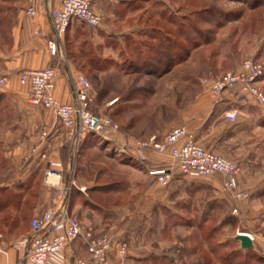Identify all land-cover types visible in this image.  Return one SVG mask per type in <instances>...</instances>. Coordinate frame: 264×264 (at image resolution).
<instances>
[{
	"label": "rangeland",
	"instance_id": "rangeland-1",
	"mask_svg": "<svg viewBox=\"0 0 264 264\" xmlns=\"http://www.w3.org/2000/svg\"><path fill=\"white\" fill-rule=\"evenodd\" d=\"M27 2L0 0V75L6 74L4 63L12 56L14 24L22 12L29 15ZM142 5L140 11L127 17L126 12L109 14L107 22L111 17L142 21L150 27L143 38L111 36L100 26L88 24L81 30L86 57L80 60L78 71L91 82V108L116 122L115 135L122 133L126 143L127 138L136 144L155 134L162 138L174 126L188 125L199 144L240 161L239 186L248 196L237 199L221 188L210 203V194L198 193L193 198L189 188L171 194L174 180H190L192 176L177 173L170 185L163 186L151 173L156 168L144 166L132 173L113 163L111 179L108 164H102L107 169L106 178L118 187L94 194L102 206L110 208V215L101 214L103 230L93 231L127 244L124 256L115 245L113 264H264V108L237 87L240 95L234 93L235 99L245 102L242 109L254 123L240 117L232 121L226 113L222 116L223 108L212 106L216 101L210 90L211 80L241 69L248 59L264 67V0H146ZM163 50L173 58L167 64ZM144 57L158 61L154 72L143 70ZM21 69L8 73L9 83L0 87V93L7 91L0 95V116L9 121L45 116L47 111L55 116L51 110L30 103L29 90L23 89L19 80L18 97L9 94L12 76ZM257 84L264 91V75ZM213 108L215 117L210 114ZM87 136L96 139L91 133ZM103 141L104 145H99L102 150L108 156L113 154L109 141ZM77 143L75 159L85 153L86 158L108 161L103 151L92 150L94 146L82 150ZM146 178L150 189L143 186ZM205 178L209 177L196 179L207 181ZM55 180L56 175L49 179ZM78 190L75 184L63 190L70 210L82 201ZM147 196L151 197L149 202ZM173 199H177L175 203ZM17 225L25 227L22 221ZM240 231L253 234L254 248H242L236 238Z\"/></svg>",
	"mask_w": 264,
	"mask_h": 264
},
{
	"label": "crops",
	"instance_id": "crops-1",
	"mask_svg": "<svg viewBox=\"0 0 264 264\" xmlns=\"http://www.w3.org/2000/svg\"><path fill=\"white\" fill-rule=\"evenodd\" d=\"M145 1L94 0L95 10L102 13L105 18L104 23L100 25L101 30L111 36L133 37L134 40L143 38L150 28L146 23L126 18L119 20L113 17L107 22V19L109 14L126 12L127 17L132 12L140 11ZM27 4H34L38 11L33 16L26 15L24 12L19 15L13 27L12 56L6 59L3 69L6 73H12L19 68L57 67L59 73L55 81V96L61 101L72 102L74 100L72 78L81 66L80 60L86 57L83 46L85 41H80L84 37L81 30L84 29L86 23L74 20L62 41L61 51L58 54H52L48 47V40L55 38L56 35L51 24L50 9L58 6L60 0H28ZM83 40L86 39L83 38ZM17 80L18 75L14 74L12 76L13 87L8 90L10 95L18 97L17 94L21 88H18L20 85L18 86ZM3 92L0 93L1 97L7 94V91ZM234 93L240 95L238 89H233L225 93L226 96H223L220 101L212 104L217 110L223 108L221 112L223 117L226 111L234 106H239L241 109L245 107V102L235 99ZM0 100L2 101V98ZM214 108L213 111L211 109L210 114L212 113L215 117L217 112ZM247 114L246 110L242 109L240 118L248 123H254ZM12 120L9 121L0 116V264H23L20 262L21 252L17 249L16 242L23 235L31 232V220L34 215L41 214L47 208L61 202L64 196V186L71 178H75V186L82 194V201L74 204L71 212L76 214L85 227L100 231L103 230L100 222L101 214L110 215L107 213L110 208L102 206V202L96 199L94 194L109 187H118L115 181L106 178L107 169L102 164H108L111 179V164L113 163L132 173L133 170H143L144 166L148 169L174 166L172 155L169 152L148 151L146 160L136 158L134 152L130 153L127 150L133 144L132 138H127L129 141L126 143L122 133H117L115 139L108 142L113 150V154L109 156L106 151L102 150L103 146H99L104 145L101 137L94 140L87 136L78 141V147L82 150L94 146L92 150L103 151L108 161H98L89 156L86 158L85 153L83 156L80 153L75 159L76 142L71 140L67 129L50 112L47 111L45 116H24ZM44 130L49 131L47 137L42 136ZM93 142L97 144L94 145ZM50 166L57 169V173L53 174L56 175L54 182L49 181L51 177L47 178V170ZM207 177H209L205 178L208 179L207 181L196 179L202 177L174 180L170 185L171 194L179 191L183 193L184 189L189 188L193 192V198L198 193L210 194L209 199L212 203L213 194L218 193L222 188L223 177L221 174ZM145 181L146 184L143 186L150 189V180L146 178ZM131 182L134 181L131 179ZM149 189L147 190L148 195H150ZM158 196H160L158 202L163 205L162 196L160 194ZM149 198L151 197L147 196L148 202L151 200ZM173 200L175 203L177 199ZM194 209L195 205H193ZM176 211L178 212V209ZM16 221H25V227L17 225ZM114 250L107 264H113ZM86 255L88 253L84 244L76 240L68 248L64 258L53 256L47 264H74L77 256Z\"/></svg>",
	"mask_w": 264,
	"mask_h": 264
},
{
	"label": "built area",
	"instance_id": "built-area-1",
	"mask_svg": "<svg viewBox=\"0 0 264 264\" xmlns=\"http://www.w3.org/2000/svg\"><path fill=\"white\" fill-rule=\"evenodd\" d=\"M93 2L94 0H60L58 6L50 9L51 24L56 35L55 38L48 40L52 54L61 51L62 41L74 20H80L92 27L102 24V16L95 10ZM37 11L38 8L34 4L28 5L29 15H35ZM58 73L57 67L53 66L22 68L18 73V80L29 90V102L51 110L74 142L88 133H94L109 142L115 139L118 124L110 117L94 111L90 106L91 82L87 75L80 71L73 75L74 100L64 102L58 99L54 92ZM263 75V65L248 59L241 69L228 71L221 77L211 80L210 90L218 102L226 91L239 87L244 94L253 97L256 103L264 108V91L257 84ZM9 81L10 74L0 75V87L6 86ZM241 114L239 106L226 111L227 119L232 121ZM48 134L49 131L44 130L42 136L47 137ZM127 150L130 153L134 152L136 158L140 160H146L148 151L169 152L174 166L151 171L163 186L170 185L177 173L192 177L221 174L224 190L229 191L237 199L248 196V193L239 186L241 163L199 144L188 125L174 126L162 138L155 134L141 139ZM55 173L56 167L50 166L47 178ZM70 184H75V180L71 178L64 188H70ZM248 234L254 240L253 234L250 232ZM76 240L82 241L88 255L77 256L74 264H107L115 245L122 256L126 254L128 247L124 242L115 243L107 233H96L93 229H86L73 215L65 199L47 208L43 213L34 215L31 220V232L18 239L16 247L21 252L20 262L23 264H47L53 256L64 258L66 251Z\"/></svg>",
	"mask_w": 264,
	"mask_h": 264
},
{
	"label": "trees",
	"instance_id": "trees-1",
	"mask_svg": "<svg viewBox=\"0 0 264 264\" xmlns=\"http://www.w3.org/2000/svg\"><path fill=\"white\" fill-rule=\"evenodd\" d=\"M162 52V54L164 55V58H165V60H167V62H166V64L168 63V61H170V60H172L173 58L171 57V53L169 52V51H167V50H163V51H161ZM138 57L139 56H141V52L139 51V53H138V55H137ZM159 60V59H158ZM142 64L141 65H143L144 66V68L145 69H143V70H146V71H148V72H154L155 71V69H157L158 68V65H159V63H158V61H156V60H153V59H150L149 57H144L143 59H142ZM138 69L140 70V68H141V66H140V64H138ZM91 135H93L94 137H99L98 135H96V134H94V133H91ZM23 223H25V221H22ZM16 224H17V221H16Z\"/></svg>",
	"mask_w": 264,
	"mask_h": 264
},
{
	"label": "water",
	"instance_id": "water-1",
	"mask_svg": "<svg viewBox=\"0 0 264 264\" xmlns=\"http://www.w3.org/2000/svg\"><path fill=\"white\" fill-rule=\"evenodd\" d=\"M236 238L240 240L242 248L245 249L254 248V241L247 231L238 232Z\"/></svg>",
	"mask_w": 264,
	"mask_h": 264
}]
</instances>
